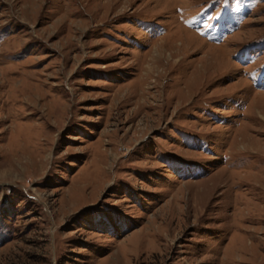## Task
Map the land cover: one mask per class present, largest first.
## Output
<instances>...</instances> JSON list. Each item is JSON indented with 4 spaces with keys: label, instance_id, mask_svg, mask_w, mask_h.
Here are the masks:
<instances>
[{
    "label": "rangeland",
    "instance_id": "obj_1",
    "mask_svg": "<svg viewBox=\"0 0 264 264\" xmlns=\"http://www.w3.org/2000/svg\"><path fill=\"white\" fill-rule=\"evenodd\" d=\"M0 264H264V0H0Z\"/></svg>",
    "mask_w": 264,
    "mask_h": 264
}]
</instances>
